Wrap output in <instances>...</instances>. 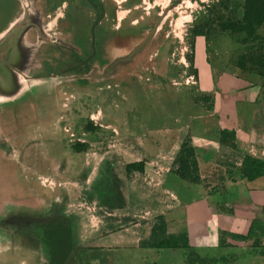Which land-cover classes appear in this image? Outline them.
<instances>
[{
    "label": "rangeland",
    "instance_id": "374dc122",
    "mask_svg": "<svg viewBox=\"0 0 264 264\" xmlns=\"http://www.w3.org/2000/svg\"><path fill=\"white\" fill-rule=\"evenodd\" d=\"M242 1L0 0V53L18 34L26 58L19 88L0 89V264H46L66 228L84 237L122 223L124 184L135 179L126 163L208 107L194 37L218 67L261 52L260 41L220 29L240 20Z\"/></svg>",
    "mask_w": 264,
    "mask_h": 264
},
{
    "label": "crops",
    "instance_id": "0c3cea01",
    "mask_svg": "<svg viewBox=\"0 0 264 264\" xmlns=\"http://www.w3.org/2000/svg\"><path fill=\"white\" fill-rule=\"evenodd\" d=\"M256 31L264 35V20ZM6 36L0 32V44ZM19 38L13 36L0 53V89L19 88L26 61ZM205 45L204 36L194 37L199 88L210 93L206 111L189 117L181 135L173 130L154 135L156 143L148 140L142 169L124 184L122 223L84 237L72 227L73 246L62 264H264V173L247 178L240 172L244 155L264 160V75L233 61L211 64ZM36 51L29 50L28 62ZM219 130L232 135L221 138ZM3 137L0 124V147ZM183 140L193 148L198 181L173 171ZM167 237L177 244L155 245ZM85 247L108 255L85 262L76 254Z\"/></svg>",
    "mask_w": 264,
    "mask_h": 264
},
{
    "label": "trees",
    "instance_id": "16d2710c",
    "mask_svg": "<svg viewBox=\"0 0 264 264\" xmlns=\"http://www.w3.org/2000/svg\"><path fill=\"white\" fill-rule=\"evenodd\" d=\"M242 13L240 20H228L220 23L221 30H229L230 32L242 31L244 36L242 42H253L254 40L260 41L259 45L261 52L258 54L256 61L253 58H247V56L241 52L237 54L235 59V64L243 68L246 62L251 63L256 68L258 74L264 75V41L259 33H257V27L264 20V0H243ZM252 43L249 44L251 46ZM220 137L222 138L224 134L229 137L232 135L231 131L219 130ZM173 171L181 178L198 181L199 175L197 172L196 161L194 157V151L187 141L183 140L178 150L176 151L173 158ZM127 167L133 170H141L143 166V160L138 159L134 161H129L126 163ZM240 172L247 178H251L257 174L264 173V160L254 158L248 155H244L242 158ZM158 228H162V223L156 225ZM155 226V227H156ZM66 237L60 238L54 241V243H49L47 247L48 263L49 264H62L67 254L71 251L73 242L71 230L66 228ZM239 236V235H237ZM180 241H183L180 239ZM46 243V242H45ZM177 244V239L174 237L161 238L157 240L155 245L157 246H175ZM154 264V263H146Z\"/></svg>",
    "mask_w": 264,
    "mask_h": 264
}]
</instances>
